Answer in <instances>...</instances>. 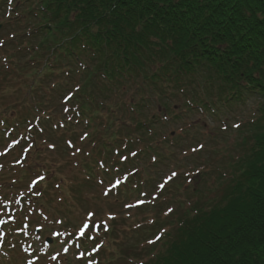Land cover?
I'll list each match as a JSON object with an SVG mask.
<instances>
[{
  "label": "trees",
  "instance_id": "1",
  "mask_svg": "<svg viewBox=\"0 0 264 264\" xmlns=\"http://www.w3.org/2000/svg\"><path fill=\"white\" fill-rule=\"evenodd\" d=\"M1 15L2 30L21 58L4 48L2 36L0 51L8 66L21 68L29 79L16 103L24 111L15 118L18 126L8 121L10 106L0 109V138L8 127L19 132L23 124L13 156L27 147L30 152L40 140L51 150L78 152L80 174H86L89 185L108 189L104 198L138 196L125 203L126 210L150 205L147 212L159 216L166 189L178 190L185 180L176 181V165L160 176L158 168L168 170L173 158L169 148L185 132L172 137L174 132H163L165 124L185 111L221 119V109L253 100V120L237 130L240 154L222 158L217 188L197 183L192 197L199 200L189 207L184 201L168 205L163 214L170 218L160 226L157 216L150 230V238L165 236L163 244L145 246L142 251L150 256L139 260L264 264V0H0ZM6 94L0 91V97ZM176 99L178 107L172 105ZM27 157L24 170H15L17 178L11 180L32 185L29 192L1 191L0 197L12 207L17 197L20 207L32 213L25 223L30 229L51 222L44 208H51L53 198L44 200L51 176L28 170ZM95 170L102 174L94 176ZM197 175L205 179L208 171ZM156 176L163 179L156 183ZM59 184L64 190L63 181ZM21 211L0 226V234H8L1 247L15 253L20 245L14 236L26 238ZM56 223L62 231L72 228L66 217ZM95 223L84 238L87 251L117 229L109 223L106 231L95 232Z\"/></svg>",
  "mask_w": 264,
  "mask_h": 264
},
{
  "label": "rangeland",
  "instance_id": "2",
  "mask_svg": "<svg viewBox=\"0 0 264 264\" xmlns=\"http://www.w3.org/2000/svg\"><path fill=\"white\" fill-rule=\"evenodd\" d=\"M2 20L1 15L0 22ZM0 36L4 39L8 38V32L4 29L2 30L1 27ZM1 41L0 43H2ZM6 42L4 48L6 50H11L12 54L21 58V53H17V49L10 44L11 42H8V39ZM12 42L16 43L17 41L12 40ZM9 66L7 65L4 54L0 51V91H7L4 97H0V109L5 108V106H10L11 109H8L9 112L7 113L8 121H10L9 123L13 124V126H18L15 124V118L24 111L21 110L20 107H17L16 103L19 102L25 94V89H21V86L25 87V83H27L26 80L29 79V77L26 73L20 71L21 68L14 67L13 69L12 66ZM53 84L54 80L50 81L49 85L52 86ZM56 103L59 105L60 100L56 99ZM179 103L180 99H176L172 102V105H177L178 107ZM254 105L255 103L253 100H249L247 103L235 105L231 109H221V119L208 114L201 115L197 112L187 113L185 111L179 119L172 117L174 119L164 125L163 132L165 134L174 132L172 137H175V135L183 131L185 132H183L182 141L169 148L170 153L173 154V158L170 161L168 170H166V168H158L160 176L164 178L171 174L172 166L176 165L178 171L176 181L180 182L185 180L182 181V186L178 190L177 188H173V186H169L166 189L162 197L165 204H163V201L162 204L160 203L162 212L159 216L153 214L154 212H147L150 205L143 204L139 208L126 210L124 206L125 203L132 202L135 198H138V196L135 197V195L131 198L128 196H121L119 200L116 201L112 198L113 196L104 198V187L99 186L97 183L93 186L89 185L90 183L87 182L90 180H87L86 174H80L82 163L80 164L81 159H79L78 152H75L73 156L72 152L66 154L63 149L58 150L57 148L51 150L46 146L44 141H38L36 144L37 147L35 146L29 152L26 166L28 170H33V172H38V174L42 173L44 170L46 174L51 176L49 182L51 189L46 192L44 200L48 201L50 198L54 199H52V201L50 199L49 201L52 205L49 210L44 208L51 222L48 220L41 222L45 223L42 229L43 233H40L42 234V238L39 239L37 237V243L34 244L38 254H41V257H37L39 259L36 261L31 259L29 261L30 263H25V260L31 258L30 252H26L25 249H30V244L28 243L31 241H28L23 244L22 250L21 248L19 249V253L10 251L11 255L14 254L12 259L8 260L5 258L0 264H53L54 253L60 254L55 264H87V260H85L87 257L86 255L79 254L75 256V254L77 251H84L83 248H77L79 242L77 240L79 237L85 236L88 230L87 232L84 230V234L81 235L82 228L80 226L87 222L89 223L92 216L94 220L100 221V225L95 223L94 226L101 227L100 233L105 231L104 228H106L109 223L117 225V229L113 231L110 230L112 234L106 233L104 237L100 236L95 242L97 243L102 240L105 242V247L100 251L99 262L97 263V259H91L93 260L92 264H139L141 261L146 260L150 256L148 253L149 251H142V249L145 248V246L146 250H150V248L157 249L163 244L165 239L164 236L163 240H161V235L153 238L154 234L150 238V230L152 223L155 222L154 219L158 216L156 220L161 226L164 224V221L167 222L170 218H166V215L163 214V210H165L168 205L174 204L176 201H184L185 206L189 207L190 204L199 200V197H192V187L197 183L206 184L205 187L207 190H214L217 188L218 185L214 186L217 183L216 177L218 174L216 171H224L222 167L220 168L223 164V161H221L223 157L226 156L225 160H227L237 157L240 154L241 150L236 148V144L240 140L237 130L240 129L242 132L245 130L243 128L247 129L249 127L250 121L254 118L251 112L255 107ZM152 113H156V110L152 111ZM21 125L22 126L19 127V132L15 131L12 127L6 129L5 137L3 136V138H0V149H2L0 150V154H3V148L6 147L9 140L16 138L18 141L20 139V136H22L25 130V126H23V124ZM9 134L12 135L9 136ZM41 138L42 137H39V139ZM82 147L85 148L86 145ZM18 157L19 156L9 155L4 158L2 160L4 167L0 163V170L3 168L0 173V184L3 183L2 188L0 185V190L2 192L6 191L10 194V192L17 193L20 189H27V184H24V181L18 180V182L15 183L11 180L17 178L14 177L15 170H24V168L14 167L12 164ZM217 166L219 168L214 170V167ZM189 167H194L196 170L193 169L194 171H192V173H188L189 169L187 168ZM206 171H208V175L205 179L198 178L201 177L197 175L198 172L202 174ZM23 173L25 172L21 174ZM101 174L102 172L100 170L94 171V176H100ZM162 177L156 176L154 181L156 183L160 182L161 179H163ZM60 180L63 181L65 191L61 188L58 189ZM141 189L144 190V188ZM151 193L152 190L149 192V197ZM19 194L20 193H18V195ZM207 197L208 196H206V198ZM57 198H62V200H57ZM68 202L72 203L71 206ZM68 212L72 215L68 214ZM88 212L92 213L87 215ZM26 214L31 216L28 212ZM59 216L68 218L69 223H67L66 226L69 224V226L72 227L69 231L60 232V230H57L63 229V227H59L56 223V219ZM142 223L145 224V228H139V224ZM144 229L148 230V232L144 233ZM66 236L71 237L67 238ZM47 238L52 241L50 245L54 244L55 247L48 246L45 241ZM69 241H75L73 247L77 250L65 256L67 253H70L69 246L67 245ZM132 244H134V246H131ZM126 247H129V249L126 250ZM130 248L132 249L130 250ZM47 251L48 253L45 254ZM15 258L19 260H15Z\"/></svg>",
  "mask_w": 264,
  "mask_h": 264
},
{
  "label": "snow or ice",
  "instance_id": "3",
  "mask_svg": "<svg viewBox=\"0 0 264 264\" xmlns=\"http://www.w3.org/2000/svg\"><path fill=\"white\" fill-rule=\"evenodd\" d=\"M87 227V225H85V228ZM84 234V228H82V230H81V235H83Z\"/></svg>",
  "mask_w": 264,
  "mask_h": 264
}]
</instances>
